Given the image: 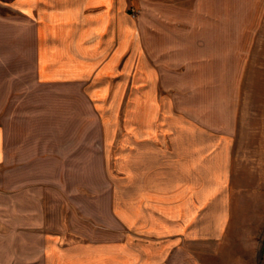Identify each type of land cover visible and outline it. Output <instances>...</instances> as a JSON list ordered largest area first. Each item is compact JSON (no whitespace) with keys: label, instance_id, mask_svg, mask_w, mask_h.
<instances>
[{"label":"crops","instance_id":"obj_1","mask_svg":"<svg viewBox=\"0 0 264 264\" xmlns=\"http://www.w3.org/2000/svg\"><path fill=\"white\" fill-rule=\"evenodd\" d=\"M175 1L0 0L6 215L37 240L36 257L21 264H257L264 152H254L238 103H223L213 87L203 114L202 87L188 86L181 119L158 124L159 72L129 13ZM112 109L133 118L113 119ZM160 139L164 183L155 172ZM111 162L134 177L133 199L118 187L111 204ZM95 215L113 223L114 237L65 243L57 240L65 228L45 229Z\"/></svg>","mask_w":264,"mask_h":264},{"label":"rangeland","instance_id":"obj_2","mask_svg":"<svg viewBox=\"0 0 264 264\" xmlns=\"http://www.w3.org/2000/svg\"><path fill=\"white\" fill-rule=\"evenodd\" d=\"M135 15L141 53L159 72L154 94L158 103V124L164 125V120L169 118L181 119L183 90L188 86L202 87L203 114L212 110L213 87H221L223 103H229L233 97L239 113L244 114L253 137L254 152L260 149L264 152V0H179L171 5H148L129 13V16ZM188 59L191 62L188 63ZM122 113L124 117L133 118V111L110 110L113 119ZM158 150L163 156L158 158L156 181L164 183V140H159ZM114 165L110 163L107 176L111 204L118 187H125L122 193L133 199L135 183L132 175H118ZM6 213L4 175L0 171V264L32 260L36 257L37 240L29 235L23 237L22 224L15 218L7 221ZM94 218L93 223L48 222L45 229L65 228L67 237L57 239L65 243L82 239L75 235L93 241L115 236L112 222L102 223L96 215ZM263 241L264 232L261 251ZM7 248L13 255L6 253ZM257 264H264L262 252Z\"/></svg>","mask_w":264,"mask_h":264},{"label":"water","instance_id":"obj_3","mask_svg":"<svg viewBox=\"0 0 264 264\" xmlns=\"http://www.w3.org/2000/svg\"><path fill=\"white\" fill-rule=\"evenodd\" d=\"M262 255H263V258H264V241L262 243Z\"/></svg>","mask_w":264,"mask_h":264}]
</instances>
